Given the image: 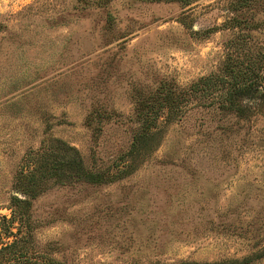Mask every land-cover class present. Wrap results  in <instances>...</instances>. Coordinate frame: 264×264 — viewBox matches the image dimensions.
<instances>
[{
  "label": "rangeland",
  "instance_id": "1",
  "mask_svg": "<svg viewBox=\"0 0 264 264\" xmlns=\"http://www.w3.org/2000/svg\"><path fill=\"white\" fill-rule=\"evenodd\" d=\"M230 64L261 82L241 114L201 103L223 92L198 78H231ZM168 91L185 106L165 122L158 110L157 147L113 181L38 194L28 247L60 264H154L263 244L264 0H0L1 226L14 229L5 218L27 149L60 137L85 167L112 171L138 102L148 111Z\"/></svg>",
  "mask_w": 264,
  "mask_h": 264
},
{
  "label": "trees",
  "instance_id": "2",
  "mask_svg": "<svg viewBox=\"0 0 264 264\" xmlns=\"http://www.w3.org/2000/svg\"><path fill=\"white\" fill-rule=\"evenodd\" d=\"M234 70L232 64L224 66L223 71L233 77L224 79V74L214 75L216 79H213L212 86L211 75L198 78L205 86L202 90H207L209 86L223 92L215 97L211 96L206 102H201L202 104H214L220 109L238 114L243 112L241 99L251 95L261 82L257 75L245 76ZM185 96L184 93L174 91L163 93L160 99L154 102L156 107L148 108V111H144L141 102H138L136 113L140 123L132 133L128 148L114 160L115 169L112 171L85 167L78 149L60 137L46 136L40 140L37 148L27 149L23 155V165L13 175L12 185L15 192L9 195V215L5 218L10 225L14 223V229L9 225L4 228L0 223V234L9 238L7 241H0V264H60L52 257L42 258L28 247L31 230L29 208L32 199L53 184L75 181L109 182L134 171L159 144L161 127L156 121L158 110L164 108L163 121H168L169 117L185 106V103H180ZM262 257L264 243L240 257L182 260L178 263L156 261L154 264H250Z\"/></svg>",
  "mask_w": 264,
  "mask_h": 264
}]
</instances>
